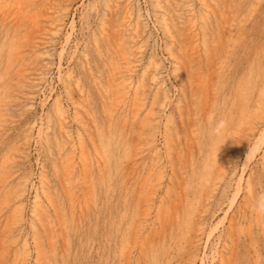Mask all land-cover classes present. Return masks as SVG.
I'll list each match as a JSON object with an SVG mask.
<instances>
[{"label":"rangeland","instance_id":"1","mask_svg":"<svg viewBox=\"0 0 264 264\" xmlns=\"http://www.w3.org/2000/svg\"><path fill=\"white\" fill-rule=\"evenodd\" d=\"M263 134L264 0H0V264H264Z\"/></svg>","mask_w":264,"mask_h":264},{"label":"bare ground","instance_id":"2","mask_svg":"<svg viewBox=\"0 0 264 264\" xmlns=\"http://www.w3.org/2000/svg\"><path fill=\"white\" fill-rule=\"evenodd\" d=\"M21 0H19V2H20ZM13 4V3H12ZM11 4V5H12ZM225 5V4H224ZM5 6H6V4H5ZM13 12V11H12ZM24 12V11H23ZM140 12V11H139ZM13 15V14H12ZM222 16V15H221ZM45 17V16H44ZM36 18H37V15H36ZM209 18V17H208ZM59 21V20H58ZM205 21V20H204ZM165 22V21H164ZM219 23V22H218ZM243 26V25H242ZM59 27V26H58ZM207 27H208V25H207ZM205 28V27H204ZM206 30V29H205ZM204 31V30H203ZM29 33V32H28ZM134 39V38H133ZM67 40H68V37H67ZM206 42V41H205ZM38 44V43H37ZM205 44V43H204ZM207 44V43H206ZM63 46V45H62ZM119 47V46H118ZM65 48V47H64ZM206 48H207V46H206ZM210 50V49H209ZM64 51V50H63ZM208 51V50H207ZM125 52V51H124ZM21 53V52H20ZM205 54H206V52H205ZM207 55V54H206ZM61 56V55H60ZM176 56V55H175ZM191 56H193V55H191ZM64 58V57H63ZM125 65V64H124ZM186 65V64H185ZM59 66V65H58ZM201 74V73H200ZM200 78V77H199ZM47 79V78H46ZM202 79V78H201ZM200 79V80H201ZM207 80V79H206ZM205 87V86H204ZM197 89V88H196ZM137 95V94H136ZM105 99V98H104ZM32 100H34V99H32ZM106 100V99H105ZM57 103V102H56ZM81 104V103H80ZM82 105V104H81ZM168 105V104H167ZM83 106V105H82ZM133 106H135V105H133ZM137 107V106H136ZM133 112V111H132ZM149 113V112H148ZM151 113V112H150ZM133 115V114H132ZM145 115H146V113H145ZM149 115V114H148ZM71 117V116H70ZM184 118V117H183ZM62 125V124H61ZM263 128V127H262ZM246 131V130H245ZM264 135V134H263ZM141 138V137H140ZM85 145V144H84ZM82 148V147H81ZM84 149H86L85 147H84ZM16 150V149H15ZM85 151V150H84ZM84 153H86V151L84 152ZM71 154V153H70ZM74 155V154H73ZM84 155V154H83ZM87 155V154H86ZM100 155V154H99ZM171 157V156H170ZM225 157H227V156H225ZM17 158V157H16ZM19 158V157H18ZM152 162V161H151ZM84 164V163H83ZM79 165V164H78ZM86 167V166H85ZM164 168V167H163ZM85 170H86V168H84ZM67 170V169H66ZM87 171V170H86ZM174 171V170H173ZM67 172V171H66ZM83 174V173H82ZM85 175V176H84ZM84 177H85V179H86V174H85V172H84ZM178 175V174H177ZM242 175V174H241ZM5 176V175H4ZM88 176V175H87ZM176 177H178V176H176ZM82 180H83V178H82ZM87 180V179H86ZM85 180V182H88V181H86ZM206 181V180H205ZM84 182V183H85ZM89 185V184H88ZM155 188H157V187H155ZM50 191V190H49ZM153 191V190H152ZM11 194V193H10ZM70 194V193H69ZM149 194H152V193H149ZM154 194V193H153ZM152 194V195H153ZM86 195V194H85ZM39 196H41V195H39ZM83 196V195H82ZM169 196V195H168ZM10 201H12V200H10ZM147 202V201H146ZM171 204V203H170ZM55 206H56V204H55ZM160 206V205H159ZM229 207V206H228ZM82 208V207H81ZM147 210V209H146ZM158 210H160V209H158ZM256 210H258V209H256ZM148 211H151V210H148ZM160 211H162V210H160ZM57 212H58V209H57ZM171 213V212H170ZM166 214V213H165ZM160 215V214H159ZM170 215V214H169ZM59 216V215H58ZM57 216V217H58ZM160 217V216H159ZM12 219V218H11ZM159 219V218H158ZM170 219V218H169ZM42 220V219H41ZM11 221V220H10ZM159 221V220H158ZM41 222V221H40ZM61 222V221H60ZM59 222V223H60ZM263 223V222H262ZM61 225V224H60ZM45 226V225H44ZM57 226V225H56ZM5 227H7V226H5ZM218 227V226H217ZM45 228V227H44ZM5 229V228H4ZM52 229V228H51ZM215 229V228H214ZM64 230V229H63ZM62 230V231H63ZM57 231V230H56ZM213 231V230H212ZM156 232V231H155ZM159 234V233H158ZM210 234V233H209ZM49 235V234H48ZM233 235H234V233H233ZM38 237V236H37ZM39 238V237H38ZM47 238H49V237H47ZM145 239V238H144ZM49 240H50V238H49ZM64 240V239H63ZM146 241V240H145ZM39 243V242H38ZM143 243V242H142ZM40 244V243H39ZM49 244V243H48ZM148 244V243H147ZM13 246V245H12ZM207 246V245H206ZM39 249V248H38ZM37 249V250H38ZM142 250H144L143 248H142ZM1 251H2V249H1ZM143 252V251H142ZM1 254H2V252H0ZM6 254V253H5ZM25 254V253H24ZM27 254V253H26ZM43 255V254H42ZM29 256V255H28ZM40 259L42 260V258H41V254H40ZM37 259V262H38V258H36ZM16 260V259H15ZM25 261V260H24ZM22 262V261H21ZM44 262H42V264H43ZM16 264V263H15Z\"/></svg>","mask_w":264,"mask_h":264},{"label":"clouds","instance_id":"3","mask_svg":"<svg viewBox=\"0 0 264 264\" xmlns=\"http://www.w3.org/2000/svg\"><path fill=\"white\" fill-rule=\"evenodd\" d=\"M258 208L261 213H264V198H261Z\"/></svg>","mask_w":264,"mask_h":264}]
</instances>
